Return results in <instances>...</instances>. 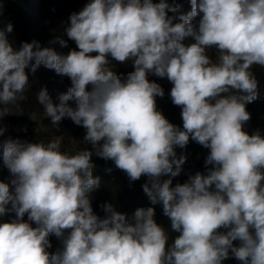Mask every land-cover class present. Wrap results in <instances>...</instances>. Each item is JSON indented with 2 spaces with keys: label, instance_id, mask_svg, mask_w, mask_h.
Here are the masks:
<instances>
[{
  "label": "clouds",
  "instance_id": "9594fccd",
  "mask_svg": "<svg viewBox=\"0 0 264 264\" xmlns=\"http://www.w3.org/2000/svg\"><path fill=\"white\" fill-rule=\"evenodd\" d=\"M166 10L176 9L166 0H90L70 16L65 31L77 46L67 54L36 41L15 50L9 23L0 29V117L27 98L33 59L32 71L44 64L68 76L59 103L46 88L37 94L43 116L52 125L71 118L86 129L84 141L97 156L131 180L147 176L143 191L153 205L162 203L179 235L168 246L153 207L128 218L105 203L103 218L94 213L89 193L100 178L93 177L88 148L69 154L59 140L8 139L0 146L14 191L0 181V216L11 210L16 218L0 223V264H222L230 253L241 264H264V136L243 129L250 119L245 105L258 95L251 67H264V0H191L176 23ZM186 37L195 42L184 44ZM213 46L215 61L206 53ZM109 55L133 59L134 71L122 80ZM148 72L172 83L183 129L157 110L155 97L164 92ZM190 135L210 149L205 165L213 167L172 187L186 161L175 146L184 148ZM26 213L36 227L23 220ZM50 234L62 240L55 253L46 251Z\"/></svg>",
  "mask_w": 264,
  "mask_h": 264
},
{
  "label": "trees",
  "instance_id": "16d2710c",
  "mask_svg": "<svg viewBox=\"0 0 264 264\" xmlns=\"http://www.w3.org/2000/svg\"><path fill=\"white\" fill-rule=\"evenodd\" d=\"M89 2L90 0H84L81 4L79 1H76V3L71 6L70 0H0V29L6 28L9 23L12 24V31L6 33V35L15 50H20L25 42L31 43L36 41L41 48H51L57 54H67L73 47L77 46L74 40L68 38L65 31V28L70 23V16L74 11L63 16V18L66 17V22H61L60 20L62 18L60 17L66 9L77 6L78 9L82 10ZM153 2L158 3L159 0H153ZM166 2L176 9L175 11L166 10L168 16L176 18L173 20V23L178 22L181 15L191 11V0H166ZM199 19V16L193 18V23L197 27ZM64 41L67 42V46H64L62 43ZM182 42L188 45L195 41L193 37H186ZM215 49L216 47L213 46L206 50L207 55L212 61H215L217 58L214 57L215 54L213 53ZM93 53H90V55H93ZM107 59L109 64L113 65L111 68L122 80L127 78L128 73L134 71V68L126 70L121 66V62L116 61L110 55ZM34 63L35 60L33 59L26 68L29 79V86L26 88L27 98L18 102L16 105L8 106L10 113L0 117V127L11 129V124L17 121L15 118L25 120L31 127L43 124V121L47 122V120H44L47 117H45V115L43 116L42 109L38 105L37 94L42 89L46 88L53 102L59 103V95L67 92L71 86V80L68 76L60 75L54 69H49L44 66V64H40L36 67L35 71H32V65ZM251 71L258 82V95L253 102L246 103L245 105L246 111L250 113V119L243 124V129L250 135L259 131L260 134L264 136V67L253 65ZM147 79L158 83L164 92L162 97H155L157 110L160 111L170 123L183 129L181 117L182 109L173 104L170 96L171 88L173 87L172 83L167 77L161 78L152 72L147 73ZM87 90H91V85L87 86ZM68 104L73 108L76 105L74 100H69ZM32 113H35L36 120L32 119ZM55 126V135H60L68 139H76V151L84 148H88L92 151L91 161L94 165L92 170L93 177L100 178L99 187L90 192L92 197L94 195V197L90 199L94 213L103 218L105 213L102 205L105 203L112 204L117 211L126 214L128 218H131L138 208L153 207L155 210L154 219L168 234L169 239L167 244L170 246L179 233L171 229V222L163 213L162 203L153 205L149 197L143 191V185L148 182V177L142 175L137 180H131L126 172L115 166L114 161L97 156L95 149L84 141L86 129L82 125L75 124L71 118L65 117ZM32 143L38 142L34 141ZM45 143L47 142L45 141ZM101 143H103V141H101ZM61 151L72 154L67 145H61ZM209 151L210 149L205 148L193 140L191 135L184 148L175 146L177 157L184 154L186 156V161L182 165L181 173L172 178L171 186L174 187L177 183L186 182L189 176L194 175L196 172L207 174L208 168L213 167V165H205V160ZM167 178L168 176L161 177V179ZM210 190H214V185ZM8 207L11 209L10 204ZM15 218L16 213L10 210L3 216H0V223L10 222ZM23 220L31 224L32 227H36L34 222L28 220L27 213L24 215ZM68 231L70 230L65 231V235H67ZM218 231L227 232L228 229L221 228ZM48 239L51 247L47 248L46 251L55 253L57 250L62 249L63 244L61 238L56 237L54 234H50ZM233 243L238 245L239 241H234ZM222 264H241V262L230 253L229 258L224 260Z\"/></svg>",
  "mask_w": 264,
  "mask_h": 264
},
{
  "label": "rangeland",
  "instance_id": "374dc122",
  "mask_svg": "<svg viewBox=\"0 0 264 264\" xmlns=\"http://www.w3.org/2000/svg\"><path fill=\"white\" fill-rule=\"evenodd\" d=\"M76 1H79L81 4L84 2V0H70L71 6L76 3ZM79 12L80 9L76 7H70L66 9V11L61 15L60 18H62L61 22H66V17L63 18V16L67 13L71 12ZM70 21V20H69ZM217 48L213 50V53L215 54L214 57H217L218 52ZM97 55V53H93V56ZM112 64H109V67H112ZM121 66L124 67L126 70H131L134 68L133 59H128L125 62H121ZM70 106V105H69ZM76 105L74 106V108ZM18 111V110H17ZM14 123L11 124V129L4 127L5 131L2 135H0V145L8 139L13 140H24L27 142H49L50 140H59L61 142V145L69 147V151L72 153L76 152V146L77 142L76 139H68L63 138V136L55 135L54 131L56 130L55 125H51L50 118H46L44 120H47V122L43 121V124H40L38 126L31 127L28 123H26L25 120H22L21 118H15ZM7 128V129H6ZM58 134V133H57ZM11 179H13L12 174L10 173L9 169L6 167V165L3 162V149L2 146H0V181L8 183L10 185V190L14 191V187L11 186ZM94 197V195H93ZM89 198L92 199L91 194L89 193Z\"/></svg>",
  "mask_w": 264,
  "mask_h": 264
}]
</instances>
